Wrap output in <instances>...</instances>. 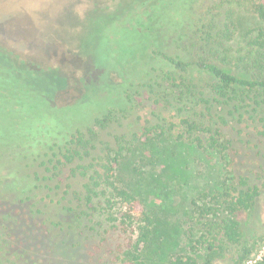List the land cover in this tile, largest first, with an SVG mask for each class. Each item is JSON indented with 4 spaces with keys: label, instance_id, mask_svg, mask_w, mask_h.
I'll use <instances>...</instances> for the list:
<instances>
[{
    "label": "trees",
    "instance_id": "obj_1",
    "mask_svg": "<svg viewBox=\"0 0 264 264\" xmlns=\"http://www.w3.org/2000/svg\"><path fill=\"white\" fill-rule=\"evenodd\" d=\"M191 2L138 0L119 10L95 36L82 79L91 94L69 105L54 98L69 78L40 74L0 47V264H52L74 235L106 264H161L179 230L123 177L135 172L132 147L170 136L224 162L216 193L194 203L210 261L242 245L239 218L261 196L239 157L254 134L264 138V0H213L199 11ZM245 17L254 26L240 35ZM14 18L1 12L2 29ZM140 111L149 121L139 133L102 139Z\"/></svg>",
    "mask_w": 264,
    "mask_h": 264
},
{
    "label": "rangeland",
    "instance_id": "obj_2",
    "mask_svg": "<svg viewBox=\"0 0 264 264\" xmlns=\"http://www.w3.org/2000/svg\"><path fill=\"white\" fill-rule=\"evenodd\" d=\"M137 1L64 0V5L48 4V0H13L8 4L0 1V13L15 11V18L7 22L4 30L0 24V47L18 55L40 74L52 68L55 74L69 78V89L57 91L54 97L60 106L69 105L91 94L82 79L90 69L95 36L119 10L123 14ZM212 1L192 0L191 6L197 11L204 10ZM241 26L240 35L254 24L245 17ZM147 114L140 111L122 120L121 125L103 132L102 139L114 142L116 135L139 133L149 121ZM251 139L253 143L240 145L239 159L246 174L260 179L257 183L261 196L256 209L239 218L242 245L229 249L224 258L212 262L202 226L194 218V203H199V197L206 193H216L224 166L222 157L172 136L131 148L132 152L126 156L135 172L123 177V182L139 183L148 208L156 215L167 217L168 228L176 227L180 233L161 264L176 257L185 262L191 259L195 264H264V178L257 175L264 176V138L254 134ZM79 241L82 240L74 235L61 242L52 264H106V260L90 257Z\"/></svg>",
    "mask_w": 264,
    "mask_h": 264
}]
</instances>
